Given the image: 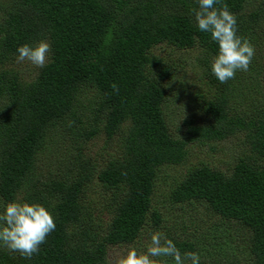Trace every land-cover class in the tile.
<instances>
[{
	"label": "trees",
	"instance_id": "1",
	"mask_svg": "<svg viewBox=\"0 0 264 264\" xmlns=\"http://www.w3.org/2000/svg\"><path fill=\"white\" fill-rule=\"evenodd\" d=\"M247 2L216 6L227 4L237 34L255 48L264 0L245 11ZM196 7V0H0V207L37 201L56 223L30 259L0 247V264H109L111 248L131 245L168 219L153 198L162 169L182 164L191 143L237 132L244 152L225 168L189 166L166 201L183 214L185 206L203 207L215 222L242 230L244 259L215 253L201 256V264H264V55L255 48L249 70L220 83L210 71L217 46L197 29ZM40 39L50 43V59L27 80L15 68L16 48ZM166 49L197 51L188 62ZM189 71L200 88L179 86L202 117L187 106L180 136L166 118L167 84ZM100 131L119 137L120 148L97 165L80 149ZM60 155L68 171L51 163ZM93 178L110 191L104 224L84 201ZM183 222L165 235L182 254L197 252Z\"/></svg>",
	"mask_w": 264,
	"mask_h": 264
},
{
	"label": "rangeland",
	"instance_id": "2",
	"mask_svg": "<svg viewBox=\"0 0 264 264\" xmlns=\"http://www.w3.org/2000/svg\"><path fill=\"white\" fill-rule=\"evenodd\" d=\"M245 11L257 8L260 4V0H247ZM264 11V8L262 9ZM261 14L264 17V12ZM257 36L259 38L257 46H255L256 51L261 55H264V18L260 23V27L257 29ZM260 41V42H259ZM197 50L191 51H173L166 49L161 50L163 54L169 52V57L177 58L181 56L187 57V61L190 62L191 56L196 53ZM160 53V51H159ZM15 68L19 69L21 76L29 80L37 72L38 68L32 65L28 61L17 62ZM180 74L172 77V83L169 81L168 85V97L165 104V113L167 121L171 126V129L176 135H183L184 128L182 119L184 118V113L186 107H190V111H196V118L202 117L200 110L197 109L198 105L193 103L189 95H187L180 86H185L188 89L200 88L201 79H197L192 71L188 74L185 72H179ZM180 85V86H179ZM176 95H175V94ZM200 120V119H199ZM73 137L74 134H73ZM74 146V145H73ZM120 148V138L113 136L107 138V135L100 131L93 137L88 139L81 146L82 158L88 160L89 162L96 163L97 165L105 162V159L109 155H115ZM247 145L244 144V135L242 132H237L224 140L212 141L210 143H191L188 147V154L185 161L180 165L168 166L162 169L161 174L156 180L155 191L153 194L154 201L162 207L163 212L167 215V220H162L161 225L150 230H146L141 238L132 242L129 246L124 247H113L108 251V261L109 264H118V260L126 254V250L131 248H137L138 251H144L146 246L150 242L149 237L153 231H160L165 234V232L170 231L169 228L176 226L178 221H184L179 227H186L188 231L192 233L195 242L197 244V252L202 257H209L215 255V253L223 254H237L247 256V250L243 247L240 242V237L238 234L242 233V230H235L227 224H219L215 222L211 215L207 213L203 207L194 208L185 206L184 214L177 206H173L166 201V196L171 185L178 180L185 170L191 166L198 164L200 162H208L211 164H216L219 167L225 168V165L231 164L234 157L241 154V150L244 152ZM60 154V153H59ZM73 154H71V159ZM62 159H56L51 162L55 167L58 163L65 160L64 156L60 155ZM68 160L66 159L65 162ZM64 163V162H63ZM228 163V164H227ZM64 165V167H63ZM61 167V170L68 171V167L65 163ZM76 166L72 171L76 170ZM110 191L105 190L96 178H93L85 189L84 201L87 209L90 212L91 218H95L100 224H104L109 218L106 209V199L109 196ZM192 215L191 217H189ZM100 218V219H99ZM192 218L193 221L189 220ZM174 220L177 222L174 223ZM214 224V225H213ZM206 257V258H207ZM159 259H169V258H159ZM207 260V259H206Z\"/></svg>",
	"mask_w": 264,
	"mask_h": 264
},
{
	"label": "clouds",
	"instance_id": "3",
	"mask_svg": "<svg viewBox=\"0 0 264 264\" xmlns=\"http://www.w3.org/2000/svg\"><path fill=\"white\" fill-rule=\"evenodd\" d=\"M220 0H196L194 19L197 29L207 33L216 43L217 50L210 63L212 75L225 83L233 79L237 71H248L255 55L254 45L247 37L237 34L235 13ZM51 45L46 39L35 43H23L16 48L17 62L28 61L37 68L49 62ZM113 89L118 90L113 84ZM56 228L52 213L40 202L13 199L0 207V247H6L20 256L30 259L40 251V245ZM144 251L129 248L118 264H201V255L189 251L181 253L176 243L160 231H153ZM169 258V259H159Z\"/></svg>",
	"mask_w": 264,
	"mask_h": 264
}]
</instances>
